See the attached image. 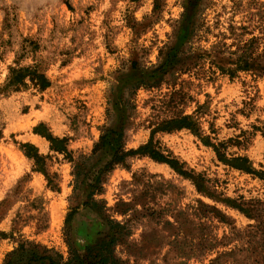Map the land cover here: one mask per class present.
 Segmentation results:
<instances>
[{
  "label": "rangeland",
  "instance_id": "rangeland-1",
  "mask_svg": "<svg viewBox=\"0 0 264 264\" xmlns=\"http://www.w3.org/2000/svg\"><path fill=\"white\" fill-rule=\"evenodd\" d=\"M245 55L264 58V0H0V88L15 68L50 82L0 93V264H264V181L187 129L154 133L192 117L264 171V77L236 72ZM151 139L206 192L147 156L103 173Z\"/></svg>",
  "mask_w": 264,
  "mask_h": 264
},
{
  "label": "trees",
  "instance_id": "trees-1",
  "mask_svg": "<svg viewBox=\"0 0 264 264\" xmlns=\"http://www.w3.org/2000/svg\"><path fill=\"white\" fill-rule=\"evenodd\" d=\"M236 65V72L237 71H246V72H253L254 74H258L262 77H264V58H253L248 57L247 55L241 57L237 62H235ZM226 71V70H225ZM227 72L231 75L234 74L235 71L227 70ZM27 80L30 81V83L40 90H46L50 87V82L47 79L46 75L42 73L38 68H32V67H24L19 69H13L11 71V76L8 80V83L5 87L0 88V93H6L9 91H20L22 87L27 88ZM183 129H187L191 131L193 134H195L197 137L201 138L205 145L211 146L214 148L218 159L224 163L225 165L230 166L233 169L243 171L245 173L254 175L258 177L259 179L264 181V171H257L255 170L251 162L246 157H232L228 158L224 152L225 146L223 144H220L218 146L211 144L209 138H202L201 136V130L198 125V123L189 116H184L178 119H173L170 121H166L158 126L157 129H155L154 133L156 132H164V133H172L175 131H180ZM115 131H108L107 134H105L100 142L95 146L93 150V154L96 156L100 151H102L104 148L107 147L111 143L110 140V134L114 133ZM34 133L36 135H39L43 138H45L50 143V149L51 151L65 155L67 158H70V152L68 150V140L66 138L60 139L58 137L53 136L46 126L44 124H40L38 127L34 129ZM23 148L33 150V146L30 144H26L23 146ZM27 156L31 159L35 160L36 166L41 167L43 165V157L39 156V154L32 155L31 151L26 152ZM134 156H147L153 159L156 162L167 164L170 166L177 174L182 176L183 178L191 181L197 188V190L200 193L206 192V180L201 175H196L192 171H188L185 169L184 165L181 164L177 159L172 158L171 156L164 155L155 145L153 142V139L151 141L141 146L137 150H130L125 152L123 148H120L119 151L113 156L111 161L105 166V169L103 171L104 174H108L113 171V169L118 165H124L126 163L127 158L134 157ZM90 165H88V162L84 161L79 164L77 169V174L81 176L82 172H87V170L90 172ZM103 184L102 178H98L96 181L92 183V187L95 190L101 189V186ZM231 204L234 208L239 209L242 213L248 214V211L243 209L240 206H237L236 204Z\"/></svg>",
  "mask_w": 264,
  "mask_h": 264
}]
</instances>
